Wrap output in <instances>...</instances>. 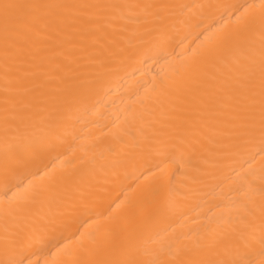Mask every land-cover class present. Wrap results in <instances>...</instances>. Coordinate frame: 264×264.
I'll use <instances>...</instances> for the list:
<instances>
[{"label": "snow or ice", "instance_id": "6c2138e0", "mask_svg": "<svg viewBox=\"0 0 264 264\" xmlns=\"http://www.w3.org/2000/svg\"><path fill=\"white\" fill-rule=\"evenodd\" d=\"M183 7L152 0L135 3L0 0L4 42L0 121L6 130L36 129L33 133H18L14 142H6L0 151V173L4 176L0 190V220L3 221L0 243L6 253L0 264H25L24 258L17 259L15 255L20 246L35 243L41 246L39 251H50L43 233L54 227V222L49 221L42 228H28V217L37 205L63 199L71 174L63 170L46 171V180L40 184L29 181L25 185L23 179L16 180L20 170L26 169L38 156L37 144L50 148L54 141L69 135L76 139L75 125L81 113L88 111V101L99 94L106 78L118 64L136 55L138 47H161L167 29L175 27V22L169 23L173 10ZM235 15L236 26L221 34L214 45L196 51L191 61L173 69L172 76L141 85L145 89L143 96L125 109L128 128L120 127L115 133L119 143H124L122 134L132 136L130 129L137 119L136 104L166 98L181 83L191 82L204 90L206 103L214 115L240 129L237 137L240 143H247L258 133L264 173V0L258 6H238ZM102 20L111 21L122 33H129V44L135 41V46L108 51L104 59L96 62L94 75L86 85L78 83L46 91L44 85L49 77L43 71L45 58L41 57L29 69L22 67L17 44L21 36H40L45 29H59L69 22L98 27ZM116 21L122 23L116 25ZM130 24L134 26L129 27ZM166 128L162 124L151 135L144 136L148 151L161 156L162 162L169 160L183 144L175 131L169 132ZM137 131L143 136V128ZM132 139L136 141V137ZM235 146L222 144L210 156L227 155L228 149ZM83 162L91 164L94 160L89 158ZM260 179L261 184L256 188L247 175L238 177L236 187L230 189L234 196L214 205L217 211L209 210L207 223L201 229L195 233L191 229L177 233L174 218L184 215L180 198L186 194L172 185L170 177L165 181L161 174L158 189L146 191L136 201L126 199L120 213L113 212L106 218L107 226L101 225L98 217L95 233H89L86 242L83 235L77 240L89 255L96 257L87 264H264V175ZM72 210L90 212L89 200L81 196Z\"/></svg>", "mask_w": 264, "mask_h": 264}, {"label": "bare ground", "instance_id": "6f19581e", "mask_svg": "<svg viewBox=\"0 0 264 264\" xmlns=\"http://www.w3.org/2000/svg\"><path fill=\"white\" fill-rule=\"evenodd\" d=\"M45 2L135 3L137 0ZM152 2L185 6L173 10L169 23L175 22V27L167 29L164 44L158 48L150 45L138 47L136 55L118 64L106 78L99 94L93 95L88 101V111L81 113L75 125L77 138L73 139L69 135L54 141V146L50 148L37 144L38 156L16 176V180L23 179L24 184L28 185L29 181L34 184L45 181L46 171L63 170L71 174V181L66 182L68 187L63 199L49 200L43 206L37 205L29 215L28 228H42L49 221L54 222V227H49L43 233L50 251H39L41 246L35 243L17 247L16 258H24L25 264H29V261L31 264H37V261L39 264H87L95 259L81 247L77 238L83 235L86 242L88 234L96 231L98 217L100 224L107 226L109 221L106 218L113 212L120 213L126 199L136 201L146 191L158 189L161 174L165 181L170 177L172 185L186 194L180 198L184 215L174 218L173 227L177 233L188 229L195 233L201 229L207 223L209 210L216 212L214 205L227 202L234 196L230 189L236 187L238 177L247 175L249 180L254 181L256 188L261 184L260 178L264 173L261 172L258 133L249 138L247 143H240L237 140L240 129L223 123L222 118L214 115L206 103L204 90L191 82L181 83L166 98L154 99L144 105L136 104L137 119L130 129L136 141L127 134H122L123 144L116 140L118 129L128 128L125 109L143 96L145 89L141 85L147 86L172 76L175 67L191 61L196 51L214 45L221 34L236 26L238 6H258L261 0ZM120 23L122 21L115 22L116 25ZM17 44L24 69L38 63L41 57L45 58L43 71L49 79L44 89L54 91L78 83L86 85L94 75L96 62L104 59L108 51L115 47L131 48L135 46V41L130 45L129 33H122L111 21L102 20L98 27H85L71 22L59 29L50 27L40 36H21ZM3 47L0 22V71L3 67ZM162 124L167 126L166 131L176 132L178 141H183L181 148L163 162L161 156L148 151L144 139ZM140 128H143V136L137 131ZM24 132L33 133L36 129L20 127L6 130L0 121V151L6 142H14V137ZM222 144L237 146L229 148L227 155L210 156V152L217 153ZM110 147L113 151H109ZM89 158H93L94 162H83ZM193 177L198 179L194 180ZM3 184L4 176L0 173V190ZM81 196L89 200L90 212L72 210ZM256 199L258 201L259 197ZM82 220L84 223H81ZM2 236L3 221L0 220ZM5 258L6 253L0 243V260Z\"/></svg>", "mask_w": 264, "mask_h": 264}]
</instances>
